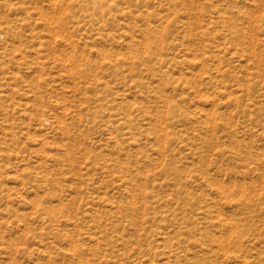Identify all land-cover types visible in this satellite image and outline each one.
I'll return each instance as SVG.
<instances>
[{
	"label": "rangeland",
	"instance_id": "374dc122",
	"mask_svg": "<svg viewBox=\"0 0 264 264\" xmlns=\"http://www.w3.org/2000/svg\"><path fill=\"white\" fill-rule=\"evenodd\" d=\"M0 264H264V0H0Z\"/></svg>",
	"mask_w": 264,
	"mask_h": 264
}]
</instances>
